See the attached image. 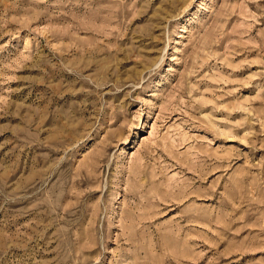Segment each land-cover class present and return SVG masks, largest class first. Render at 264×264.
Instances as JSON below:
<instances>
[{
    "label": "rangeland",
    "instance_id": "374dc122",
    "mask_svg": "<svg viewBox=\"0 0 264 264\" xmlns=\"http://www.w3.org/2000/svg\"><path fill=\"white\" fill-rule=\"evenodd\" d=\"M0 264H264V0H0Z\"/></svg>",
    "mask_w": 264,
    "mask_h": 264
}]
</instances>
